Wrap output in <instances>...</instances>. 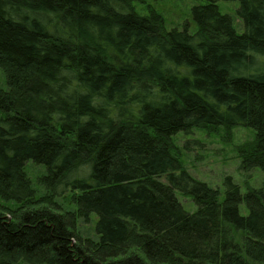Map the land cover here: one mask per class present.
Here are the masks:
<instances>
[{"label": "trees", "instance_id": "obj_1", "mask_svg": "<svg viewBox=\"0 0 264 264\" xmlns=\"http://www.w3.org/2000/svg\"><path fill=\"white\" fill-rule=\"evenodd\" d=\"M134 2L0 0V264H264V0L166 30ZM219 126L260 186L183 168L172 137Z\"/></svg>", "mask_w": 264, "mask_h": 264}, {"label": "rangeland", "instance_id": "obj_2", "mask_svg": "<svg viewBox=\"0 0 264 264\" xmlns=\"http://www.w3.org/2000/svg\"><path fill=\"white\" fill-rule=\"evenodd\" d=\"M204 2L205 0H145L144 4L134 2L133 5L142 14L147 13L150 6L162 17L166 30L173 26L180 27L184 21L190 22V8ZM217 4L219 11L229 15L235 30L241 33L243 24L235 11L237 2L218 1ZM5 87L4 75L0 69V89ZM253 139L254 133L247 127H196L189 133L178 132L172 137V143L183 168L193 177L223 191L224 177L230 176L243 192L246 189L245 181L253 187H258L263 180L259 168L251 169L247 173L239 168V151L251 144ZM40 171L39 166H32L29 172L33 176ZM160 179L164 181L163 178ZM177 197L185 210L192 212L195 209L189 197L179 193ZM241 212L245 213L243 205ZM94 222L95 216H91L88 222L80 220L77 231L83 237H93Z\"/></svg>", "mask_w": 264, "mask_h": 264}]
</instances>
